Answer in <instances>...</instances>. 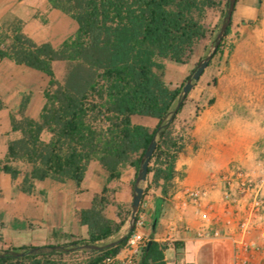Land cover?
Returning <instances> with one entry per match:
<instances>
[{"label": "trees", "instance_id": "1", "mask_svg": "<svg viewBox=\"0 0 264 264\" xmlns=\"http://www.w3.org/2000/svg\"><path fill=\"white\" fill-rule=\"evenodd\" d=\"M47 2L78 25L76 33L58 47L29 37L22 21L0 25V60L44 73L50 79L39 120L25 115L28 97L21 104V118L12 115L13 131L20 133L21 138L9 141L6 158H0V173L9 175L14 182L23 174L18 188L29 195L35 191L37 182L46 180L72 181L80 189L95 160L108 173V183L121 178L126 167L133 168L137 178L144 155L156 137L146 192L162 191L155 213L159 220L162 206L169 201L175 181L181 176L176 164L186 142L176 131L175 121L184 102L179 109L175 107L187 81L181 87H172L155 72L156 60L188 63L195 48L208 36L209 30L204 25L208 10L220 7L221 2ZM231 28L232 23L209 64L224 54ZM56 62L68 64L64 83L56 78ZM4 108L0 100V111ZM135 115L157 120L158 125L155 129L136 125L132 122ZM44 132L52 135L49 142L42 139ZM20 165L27 167L25 173ZM135 182L136 179L133 186ZM109 192L105 187L94 198L92 207L79 213L80 223L89 231L87 240L72 241L70 236L54 234V243L50 245L0 251V264H76L66 261L63 255L80 250L92 254L83 264H101L108 256L117 257L135 231V222L129 234L114 246L99 251L88 249L111 239L126 222L121 214L119 221L104 215ZM139 215L140 211L137 218ZM169 246L151 239L133 264H167L165 252Z\"/></svg>", "mask_w": 264, "mask_h": 264}, {"label": "crops", "instance_id": "2", "mask_svg": "<svg viewBox=\"0 0 264 264\" xmlns=\"http://www.w3.org/2000/svg\"><path fill=\"white\" fill-rule=\"evenodd\" d=\"M223 5L224 2L221 8L208 10L204 25L211 32L220 20ZM65 23L71 27V23ZM77 29L78 25L74 34ZM71 36L52 45L58 47ZM226 41L232 49L216 57L200 80L194 82L175 121L176 131L186 142L176 164L181 176L175 181V199L180 200L185 189L197 188H207V197L200 205L189 204L186 208L167 201L155 225L157 198L162 197V191L146 192L148 181L141 184L145 189L140 207L145 226L141 232L149 240L170 244L165 252L167 264H235L236 243L240 241L255 245L256 250L250 253L252 264H264V221L254 228L258 222L252 213L256 188L264 197V0L262 4L259 0H238ZM213 47L206 37L188 63L157 59L155 72L172 87H181L211 55ZM62 64L54 63L58 81L63 74L58 70ZM157 66L162 70L157 71ZM49 81L44 73L0 60V100L5 105L0 111L1 159L8 154L9 141L21 138L13 131L12 115L21 118V104L29 97L25 115L39 120ZM132 122L150 129L158 125L157 120L137 115ZM51 138L48 132L42 135L45 142ZM108 177L95 160L80 189L72 181L46 180L37 182L29 195L18 188L23 177L14 182L9 175L0 173V247L50 245L54 234L70 236L72 241L87 240L89 231L80 223L79 213L90 209L105 187L110 192L104 215L119 221L121 214L126 220L110 242L122 240L132 228L136 171L126 167L121 178L109 183ZM229 182L232 194L226 198ZM241 185L246 188L238 194ZM200 213H206L208 219L202 220ZM244 222L249 225L248 232L240 227ZM202 225L207 227L208 236L201 239L196 231ZM130 258L124 248L117 256V264H129Z\"/></svg>", "mask_w": 264, "mask_h": 264}, {"label": "rangeland", "instance_id": "3", "mask_svg": "<svg viewBox=\"0 0 264 264\" xmlns=\"http://www.w3.org/2000/svg\"><path fill=\"white\" fill-rule=\"evenodd\" d=\"M218 1H220L221 4L224 2V5L222 7L223 9H222L221 17L214 31L211 32L209 30L207 36L210 38L211 44L213 46L216 36L223 23V20L227 15L230 0H218ZM53 11L54 10L50 7L47 0H26L24 2H20L17 0H0V25L4 26L6 22H13L17 20L22 21L24 24V32L29 37L34 39L36 42L44 43L46 41H49V43L57 46L58 44L61 43L63 37L71 36L74 34L73 32L75 27H77V23L63 13L59 11L58 12H53ZM65 21L71 23V27H69L68 24L65 23ZM8 45L9 42L5 45V47H7ZM67 69H68V64L65 62H63L62 64V68L58 69L60 70L61 73H63L59 80L61 83H64L65 81ZM160 70H162V67L157 66V71ZM182 97L183 95L176 104L175 108H177L178 104L182 102ZM20 167L23 173H25L27 167L24 165H20ZM22 177L23 174L20 178ZM177 192H178V185L175 184L174 189L169 196L170 202L177 201V199H175ZM105 242H110V239ZM9 248H5L4 246H1L0 251L7 250ZM90 256H92L90 252L80 250V251H74L69 254H65L63 255V258L68 262L83 264Z\"/></svg>", "mask_w": 264, "mask_h": 264}, {"label": "built area", "instance_id": "4", "mask_svg": "<svg viewBox=\"0 0 264 264\" xmlns=\"http://www.w3.org/2000/svg\"><path fill=\"white\" fill-rule=\"evenodd\" d=\"M230 50V43L225 41V46L223 48L224 53ZM230 182L228 184V189L226 190V198H230L232 190L230 187ZM245 185H241L237 189V193L240 194L244 191ZM256 188V187H255ZM208 189L207 188H197V189H185L183 191V197L180 200H177L173 203L180 205V207L186 208L189 204H194L195 206L200 205V203L207 197ZM252 213L255 215V220L258 222L254 225V228L261 225L264 221V197L261 196L260 189L256 188V196L254 201V206ZM200 218L202 220H207L208 215L206 213H200ZM145 226V218L143 215H139V218L135 221V231L129 237L126 249L130 252L131 258L129 259V264H133L138 256L141 254L143 247L149 241L148 238L144 236L141 232V229ZM241 229L245 232H248L249 225L244 222L240 225ZM196 236L198 238H205L208 236V230L205 225H202L196 231ZM264 237V231H263ZM237 251L235 253V264H252L250 253L256 250L255 245L249 244L246 241H240L236 243ZM101 264H117V257L108 256L106 257Z\"/></svg>", "mask_w": 264, "mask_h": 264}, {"label": "water", "instance_id": "5", "mask_svg": "<svg viewBox=\"0 0 264 264\" xmlns=\"http://www.w3.org/2000/svg\"><path fill=\"white\" fill-rule=\"evenodd\" d=\"M236 4H237V0H230L229 1V8L227 11V15L224 18L223 23L221 25V28H220L217 36H216L212 53L222 43V41L225 37L226 31L232 23V17H233L235 8H236ZM212 53L210 56H208L204 61H202L199 64L198 68L195 70V72L192 74V76L187 80V83L183 88L182 101L185 100L187 95L193 89L194 82L200 80L205 69H207L209 67V63L212 59ZM180 106H181V102L178 104L176 110L179 109ZM156 147H157V138L155 137L153 139V141L151 142V144H150L148 150L146 151L145 155H144L141 170L139 171L138 176L136 178V182H135V186H134L135 194H134V199H133L132 209H131V222L132 223H134L136 221L138 214H139V211H140V207H141L143 197H144V193H145V189L141 186V184L146 183L148 181L149 166L151 163V158H152V156L156 150ZM154 222H155V224H157L158 219L155 218ZM132 229H133V226H132L131 230ZM115 244H116L115 242H103L97 246H90V247H88V249L94 250V251H99V250H103L106 248H110V247L114 246Z\"/></svg>", "mask_w": 264, "mask_h": 264}]
</instances>
